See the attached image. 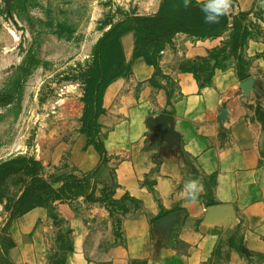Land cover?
<instances>
[{
    "label": "crops",
    "instance_id": "1",
    "mask_svg": "<svg viewBox=\"0 0 264 264\" xmlns=\"http://www.w3.org/2000/svg\"><path fill=\"white\" fill-rule=\"evenodd\" d=\"M258 3L233 0L228 13L231 21L247 15L243 25L252 35L242 57L258 92L243 95L234 58L204 88L189 70L224 45L232 29L216 39L178 34L157 69L135 60L102 98L98 124L107 164L87 137L72 154L82 177L99 169L96 179L109 184L112 168L117 192L137 206L130 204L117 236L106 238L94 235L105 211L99 206L91 210L94 220L68 215L60 224L42 208L31 210L11 228L18 264H54L59 231L66 232L65 264H264V8ZM160 114L174 118L180 151L151 138L146 120ZM190 179L203 185L195 203L182 194ZM210 206L228 210L208 220ZM170 215V224L157 225Z\"/></svg>",
    "mask_w": 264,
    "mask_h": 264
},
{
    "label": "rangeland",
    "instance_id": "2",
    "mask_svg": "<svg viewBox=\"0 0 264 264\" xmlns=\"http://www.w3.org/2000/svg\"><path fill=\"white\" fill-rule=\"evenodd\" d=\"M169 1L0 0V166L23 165L0 182V264H18L11 228L31 210L60 224L68 215L94 220L99 206L105 211L94 235L106 238L137 206L117 192L112 168L109 184L96 179L99 169L80 176L72 149L87 137L94 112L105 111L109 81L131 71L135 33L119 39L101 68L95 45L127 16L155 14ZM65 234L58 232L56 262L68 250Z\"/></svg>",
    "mask_w": 264,
    "mask_h": 264
},
{
    "label": "trees",
    "instance_id": "3",
    "mask_svg": "<svg viewBox=\"0 0 264 264\" xmlns=\"http://www.w3.org/2000/svg\"><path fill=\"white\" fill-rule=\"evenodd\" d=\"M183 3L184 0H170L162 10L155 14L127 16L123 21L111 27L98 41L93 50V56L99 68L115 52L119 39L128 32L135 33L132 62L137 59H143L147 65L157 69L165 46L176 35L185 34L198 39H216L221 37L229 29H232V35L224 43L223 47L209 51L208 56L202 59L201 63L193 65L189 70L198 80L200 88H204L211 84L215 71L217 69H224L228 60L234 58L237 62L238 78L240 81L247 80L249 78V75L246 73L248 63L242 57V51L247 39L252 35V30H250L249 26L243 25L247 15L240 14L235 16L231 21L227 14L220 18L219 23L208 24L204 22V15L200 11L201 5L198 0H191L190 7L188 8H184ZM131 64L128 65L129 68ZM116 79H111L109 84ZM151 83L156 84L154 79L151 80ZM103 95L104 93L101 96V101ZM104 112L103 109L98 113L94 112L86 128L88 141L101 153L102 163L107 161V155L104 145L100 140V125L98 124V119ZM257 114H259L258 110ZM262 121L264 123V118H262ZM22 169L23 165L17 161L10 162L5 167L0 166V182ZM145 184L150 191L154 192L153 181H149L148 179ZM207 189L208 194L211 195L210 184H207ZM164 214L162 213V215ZM12 220L13 218L9 220L4 232L9 230V225ZM11 242L12 245L10 247H15V243L13 241ZM54 264H65V262L62 260Z\"/></svg>",
    "mask_w": 264,
    "mask_h": 264
},
{
    "label": "water",
    "instance_id": "4",
    "mask_svg": "<svg viewBox=\"0 0 264 264\" xmlns=\"http://www.w3.org/2000/svg\"><path fill=\"white\" fill-rule=\"evenodd\" d=\"M256 80L250 78L240 84V89L243 95H247L250 91L258 92L254 87ZM146 126L151 131V138H159L162 142H165L166 147H175L180 151V144L178 137L174 131V118L170 115L160 114L157 117H149L146 120ZM228 210L227 207L210 206L207 209V219L211 220L220 211ZM173 216L163 218L158 224L168 225L172 222Z\"/></svg>",
    "mask_w": 264,
    "mask_h": 264
},
{
    "label": "clouds",
    "instance_id": "5",
    "mask_svg": "<svg viewBox=\"0 0 264 264\" xmlns=\"http://www.w3.org/2000/svg\"><path fill=\"white\" fill-rule=\"evenodd\" d=\"M200 11L204 15V22L208 24L219 23L222 16L227 15L233 7V0H198ZM191 0H184L183 7H190ZM258 7L264 8V0H259ZM203 191V185L199 180L190 179L184 185L183 195L192 203L198 201Z\"/></svg>",
    "mask_w": 264,
    "mask_h": 264
}]
</instances>
